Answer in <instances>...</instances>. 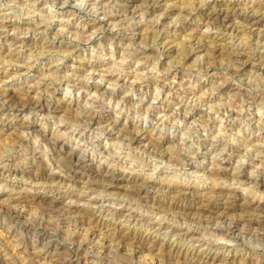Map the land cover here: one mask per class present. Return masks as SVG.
<instances>
[{
	"label": "rangeland",
	"instance_id": "obj_1",
	"mask_svg": "<svg viewBox=\"0 0 264 264\" xmlns=\"http://www.w3.org/2000/svg\"><path fill=\"white\" fill-rule=\"evenodd\" d=\"M262 17L0 0V264H264Z\"/></svg>",
	"mask_w": 264,
	"mask_h": 264
},
{
	"label": "bare ground",
	"instance_id": "obj_2",
	"mask_svg": "<svg viewBox=\"0 0 264 264\" xmlns=\"http://www.w3.org/2000/svg\"><path fill=\"white\" fill-rule=\"evenodd\" d=\"M187 8V7H186ZM122 9V8H121ZM253 11V10H252ZM245 13V12H244ZM259 13V12H258ZM257 13V14H258ZM235 14V13H234ZM227 15V14H226ZM236 15V14H235ZM211 16V15H210ZM224 17V16H223ZM240 17V16H239ZM243 17V16H242ZM248 17H249V15H248ZM251 17H253V16H251ZM257 17V16H256ZM235 18V17H234ZM258 18H260V17H258ZM262 18H264V17H262ZM261 18V19H262ZM243 19H244V17H243ZM249 19H250V17H249ZM214 20V19H213ZM248 20V19H247ZM246 20V21H247ZM252 20V19H251ZM256 19L254 18L253 19V21H255ZM246 21H245V23H246ZM261 21V20H260ZM11 22V21H10ZM248 22V21H247ZM251 22V21H250ZM263 22V21H262ZM262 22L260 23L259 22V19H257L255 22H254V25H255V23L258 25V23H260V24H262ZM264 23V22H263ZM237 24V23H236ZM252 24V23H251ZM234 25V24H233ZM250 24H248V26H249ZM1 27V26H0ZM219 27V26H218ZM251 27V26H250ZM263 27V26H262ZM2 28V27H1ZM254 28V27H253ZM239 31V30H238ZM240 44V43H239ZM215 53V52H214ZM240 53V52H239ZM236 57V56H235ZM231 58V57H230ZM101 63V62H100ZM234 64V63H233ZM246 64V63H245ZM238 66V65H237ZM239 68V67H238ZM236 69V68H235ZM108 74V73H107ZM24 93V92H23ZM26 93V92H25ZM23 96V95H22ZM184 108V107H183ZM68 113V112H67ZM78 118V117H77ZM68 119V118H67ZM74 121V120H73ZM83 121V120H82ZM79 124V123H78ZM81 125V124H80ZM135 130V129H134ZM126 131V130H125ZM136 131V130H135ZM132 134H135V133H133V132H131ZM131 133H130V135H131ZM129 135V134H128ZM135 135H137V134H135ZM130 137V136H129ZM125 138V137H124ZM136 138V137H135ZM135 138H133L132 139V141L135 139ZM129 139V138H128ZM154 139V138H153ZM126 140V139H125ZM131 141V140H130ZM160 142H162V141H160ZM157 143V142H156ZM131 145V144H130ZM154 145H155V143H154ZM154 149V148H153ZM161 149V148H160ZM171 153V152H170ZM151 155V154H150ZM184 155V154H183ZM159 156V155H158ZM163 156V155H162ZM152 157V156H151ZM182 157V156H181ZM177 158H178V156H177ZM69 161H70V159H69ZM71 162V161H70ZM75 163H77V161L75 162ZM79 163V162H78ZM38 164V163H37ZM60 164V163H59ZM58 165V164H57ZM72 165V164H71ZM75 165V164H74ZM62 166V165H61ZM73 166V165H72ZM58 167V166H57ZM4 168V167H3ZM74 168V167H73ZM81 168V167H80ZM61 169V168H60ZM41 170V169H40ZM1 174V173H0ZM49 176V175H48ZM100 176V175H99ZM110 177V176H109ZM113 177V176H112ZM120 178V177H119ZM7 179V178H6ZM113 179V178H112ZM5 180V179H4ZM108 180H109V178H108ZM134 180H136V179H134ZM52 182V181H51ZM55 182V181H54ZM136 182V181H135ZM139 182V181H138ZM139 184V183H138ZM38 186V185H37ZM38 187H40V186H38ZM103 190V189H102ZM55 191H56V189H55ZM179 191V190H178ZM183 191V190H182ZM112 192V191H111ZM131 192V191H130ZM134 193H137L136 191H134ZM183 193V192H182ZM185 195V194H184ZM227 195V194H226ZM133 197V196H132ZM235 198H237V197H235ZM124 199V198H123ZM43 200V204H45L46 206H48V207H50V206H52V207H55V205H54V202H52V201H49V199H47V198H43L42 199ZM208 200V199H207ZM224 200V199H223ZM233 203L234 202H236V199H234L233 198ZM238 200V199H237ZM40 201V200H39ZM248 201H250V200H245V204L243 203V205H241V208H242V206H243V208H245V209H248L247 207L248 206H250V204H251V201L250 202H248ZM123 202V201H122ZM101 203V202H100ZM99 203V204H100ZM42 204V203H41ZM130 204V203H129ZM241 204V203H240ZM71 205V204H70ZM128 205V204H127ZM19 206V205H18ZM57 206V205H56ZM102 206V205H101ZM208 206V205H207ZM245 206V207H244ZM252 206V205H251ZM52 207H51V209H52ZM255 207V206H254ZM260 207V206H259ZM57 208V207H56ZM261 209V208H260ZM117 211V210H116ZM11 212V211H10ZM174 213V212H173ZM96 215V214H95ZM215 215V214H214ZM121 218V217H120ZM224 218V217H223ZM228 219V218H227ZM230 219V218H229ZM192 220V219H191ZM205 221V220H204ZM136 222V221H135ZM186 222V221H185ZM215 222H216V220H215ZM229 223V222H228ZM144 224H146V223H144ZM260 224V223H259ZM258 224V225H259ZM260 226V225H259ZM261 226H264V223H262V225ZM175 228V227H174ZM54 231V230H53ZM33 232V231H32ZM254 233V232H253ZM255 234V233H254ZM127 237V236H126ZM187 237V236H186ZM262 237V236H261ZM191 238V237H190ZM193 238V237H192ZM264 238V237H263ZM124 239V238H123ZM189 239V238H188ZM259 239V238H258ZM261 239V238H260ZM126 240V239H125ZM47 241V240H46ZM124 241V240H123ZM182 241V240H181ZM43 242V241H42ZM74 242V241H73ZM126 242V241H125ZM78 244H80V243H78ZM95 244V243H94ZM126 247V246H125ZM127 248V247H126ZM111 249V248H110ZM187 249V248H186ZM95 252V251H94ZM98 252V251H97ZM98 254V253H97ZM93 256V255H92ZM97 256V255H96ZM5 263V262H4ZM123 263V262H122ZM125 263V262H124ZM190 263V262H189Z\"/></svg>",
	"mask_w": 264,
	"mask_h": 264
}]
</instances>
